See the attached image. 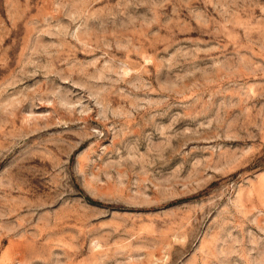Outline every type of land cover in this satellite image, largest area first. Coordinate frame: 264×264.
Segmentation results:
<instances>
[{
	"label": "rangeland",
	"instance_id": "374dc122",
	"mask_svg": "<svg viewBox=\"0 0 264 264\" xmlns=\"http://www.w3.org/2000/svg\"><path fill=\"white\" fill-rule=\"evenodd\" d=\"M0 264H264V0H0Z\"/></svg>",
	"mask_w": 264,
	"mask_h": 264
}]
</instances>
